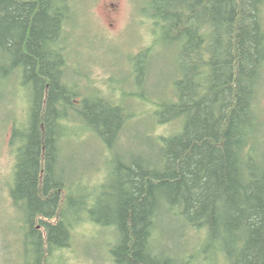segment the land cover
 Listing matches in <instances>:
<instances>
[{
    "label": "trees",
    "instance_id": "obj_1",
    "mask_svg": "<svg viewBox=\"0 0 264 264\" xmlns=\"http://www.w3.org/2000/svg\"><path fill=\"white\" fill-rule=\"evenodd\" d=\"M73 7L71 0H0V56L33 88L11 189L33 264H49L55 248L69 246V220L81 218L71 216L72 194L57 177L61 142L76 122L116 143L132 117L120 107L96 109L100 98L79 99L67 81ZM144 11L153 35L179 46L176 96L157 114L161 125L182 126L156 137L157 160L122 166V193L107 218L86 196L82 213L117 232L115 264H264V0H149ZM151 49L133 58L135 72L148 67ZM166 215L181 222L174 248L159 241ZM36 219L60 220L45 223L43 235Z\"/></svg>",
    "mask_w": 264,
    "mask_h": 264
},
{
    "label": "rangeland",
    "instance_id": "obj_2",
    "mask_svg": "<svg viewBox=\"0 0 264 264\" xmlns=\"http://www.w3.org/2000/svg\"><path fill=\"white\" fill-rule=\"evenodd\" d=\"M71 1L76 17L65 26L67 81L80 94L79 99L84 95L100 98L95 100L96 109L108 113L120 107L132 117L116 143L112 136L105 142L76 122L70 136L61 142L57 177L68 184L63 194H72L71 216L81 218L69 220V246L55 249L49 264H115L110 247L116 244L118 234L82 213L86 202L82 196L99 211L98 216L107 218L104 210L115 208L116 196L122 193L121 178L126 172L122 166L157 160L160 142L156 137L174 135L181 129V120L161 125L157 114L176 96L179 46L165 42L161 34L153 35L144 11L149 0ZM148 47L152 48L148 67L137 73L133 58ZM10 61L0 56V264H27L26 260L33 264L32 257L26 259V249L31 246L25 247L28 227L22 219L24 211L11 193L17 148L30 120L33 88L24 85L21 72L14 70ZM176 219L165 216L160 244L176 247L181 225ZM183 232L187 241L196 237L188 227ZM178 253L182 255V251Z\"/></svg>",
    "mask_w": 264,
    "mask_h": 264
},
{
    "label": "flooded vegetation",
    "instance_id": "obj_3",
    "mask_svg": "<svg viewBox=\"0 0 264 264\" xmlns=\"http://www.w3.org/2000/svg\"><path fill=\"white\" fill-rule=\"evenodd\" d=\"M115 5L116 4L111 3V6H115ZM59 220L60 219H36L35 220L36 228H37V230L41 231L43 233V235H44V233L46 231V224L45 223L57 224ZM55 249H57V248H55Z\"/></svg>",
    "mask_w": 264,
    "mask_h": 264
}]
</instances>
